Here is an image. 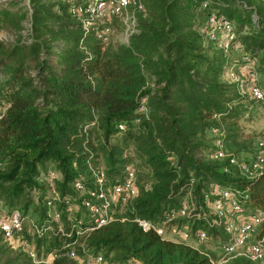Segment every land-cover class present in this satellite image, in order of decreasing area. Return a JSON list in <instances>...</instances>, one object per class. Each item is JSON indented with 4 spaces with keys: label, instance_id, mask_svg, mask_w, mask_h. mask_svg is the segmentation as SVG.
I'll use <instances>...</instances> for the list:
<instances>
[{
    "label": "trees",
    "instance_id": "16d2710c",
    "mask_svg": "<svg viewBox=\"0 0 264 264\" xmlns=\"http://www.w3.org/2000/svg\"><path fill=\"white\" fill-rule=\"evenodd\" d=\"M28 1L30 34L0 41V204L4 213L17 209L42 221L48 197L38 180L53 170L61 230L52 225L36 239V261L0 236V264H77L69 249L78 257L100 254L110 264L131 257L141 264H210L201 246L161 239L131 219L159 221L191 199L195 211L173 221L191 233L202 229L218 244L223 226L208 227L207 218L195 216L217 196L215 188L235 193L243 214L261 211L256 233L264 234V161L246 176L228 157L210 158L217 141L240 146L238 122L264 104L239 91L238 82L222 80L225 67L241 66L245 55L264 85V0H142L137 32L113 51L82 37L65 1ZM8 6L0 7V22L19 27L27 11ZM210 16L232 25L225 48L206 34ZM127 168L136 196L122 211L114 208L116 219L87 232L91 214L83 202H99L88 193L97 192L94 172L103 171L104 188L120 184ZM76 181L81 190L73 188ZM49 252V263L37 261ZM223 264L264 259L233 257Z\"/></svg>",
    "mask_w": 264,
    "mask_h": 264
},
{
    "label": "built area",
    "instance_id": "2783aa9c",
    "mask_svg": "<svg viewBox=\"0 0 264 264\" xmlns=\"http://www.w3.org/2000/svg\"><path fill=\"white\" fill-rule=\"evenodd\" d=\"M66 2V11L73 16L78 23L82 37L91 35L101 44V49L120 44L128 46L130 38L137 32L138 16L145 14L142 0H59ZM211 28L207 30L208 38H213L214 28H219L224 32V38L217 40V46L225 48L228 42L233 38L234 33L232 25L226 20L214 21L212 16L208 19ZM244 64L240 66L241 70L250 79V84L245 86L243 91L256 100H264V89L260 88L255 82L257 74L253 67V60L247 59L245 55L241 57ZM230 80L238 82L233 74V65L227 66ZM225 70V73H226ZM240 87V84L238 85ZM241 91V92H243ZM122 128L121 125H118ZM212 134L216 133L215 129L211 130ZM258 155L252 162L245 164L228 155L223 143L216 142L210 158L221 160L228 157V164L240 171L246 176H252L262 169L264 161V144L259 141L257 144ZM227 171V168H223ZM103 171L99 169L94 172V184L98 186L97 192L89 191L97 203L83 202L85 208L91 214V221L86 226V231L90 232L101 225H104L114 219V208L118 207L119 211L127 206L137 194L135 176L131 168H127L126 174L120 184L112 187H102ZM58 175L53 170H48L46 175L38 181L45 185L48 200L45 202L44 218L38 221L36 218L24 216L21 211L15 209L9 213H4L0 217V236L2 241L13 250H19L29 255L35 260V243L36 239L44 234V231L51 230L54 225L61 230V220L57 201L59 195L56 188ZM75 190H81L80 182L73 185ZM214 189V188H213ZM217 196L212 201L205 202V212L197 210L195 216H204L207 218V226H223L225 239L220 241L215 249L214 255L208 252L204 254L208 257L210 264H223L233 257H243L251 261H260L264 259V234L258 235L256 227L262 219V212L256 211L252 214L245 215L238 205L235 193L226 189L215 188ZM65 209L70 211L72 208L67 201L63 202ZM195 211L194 202L189 199H183L178 211L175 214L166 216L159 221H151L139 216H133L131 219L141 230L153 231L161 239L171 242L183 243L191 247L192 240L202 242L206 240L205 231L197 229L190 232L186 224H178L173 221L174 218H180L190 215ZM119 220H123L120 217ZM80 221H77V225ZM74 234H79V226H75ZM69 235V233H67ZM82 247V243L80 244ZM82 251H84L81 248ZM68 256L77 260V264H110L100 254H87L85 257H78L73 249H69ZM54 257L52 252L47 253L44 257H39L40 262L49 263ZM127 264H140V262L131 257Z\"/></svg>",
    "mask_w": 264,
    "mask_h": 264
},
{
    "label": "rangeland",
    "instance_id": "374dc122",
    "mask_svg": "<svg viewBox=\"0 0 264 264\" xmlns=\"http://www.w3.org/2000/svg\"><path fill=\"white\" fill-rule=\"evenodd\" d=\"M7 2H13V5L8 6ZM8 6L9 10H13L15 7H20L22 10H26L27 14L25 18L21 21L19 27L9 25L8 23L0 22V41L4 42H14L22 37H27L30 34L29 31V22L28 17L30 14V4L28 0H0V7ZM213 37L215 40H220L224 38V32H222L219 28L215 27L213 31ZM115 45H111L103 48L101 51H113L117 47ZM230 66V65H229ZM224 69V73L222 75V80L225 82H232L229 76H227L228 71ZM233 74L236 76L238 80L237 87L239 91H243L241 89H245V86L250 84V79L246 77V74L241 70L240 66L233 67ZM258 85L264 87L263 81L260 76L256 78L255 81ZM242 93L247 94V90ZM250 114V115H249ZM247 115L244 114V117L238 122V131L243 136L240 140L243 142L240 146L236 143H227L224 147L225 152L228 155H235L238 161H242L245 164L251 162L255 154V143L257 141H262L264 143V104H256ZM247 137V138H245ZM244 145L243 147H241ZM253 161V160H252ZM31 210V209H30ZM4 210L0 204V217L3 216ZM31 218H36V216H32ZM219 238L216 241L204 240L202 242H197L196 240H192L191 244L195 246H201L206 249L207 252L215 253V249L217 246ZM135 258V257H134ZM139 261L138 258H135ZM140 262V261H139ZM126 264V262H125ZM141 264V262H140Z\"/></svg>",
    "mask_w": 264,
    "mask_h": 264
}]
</instances>
